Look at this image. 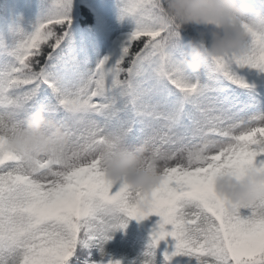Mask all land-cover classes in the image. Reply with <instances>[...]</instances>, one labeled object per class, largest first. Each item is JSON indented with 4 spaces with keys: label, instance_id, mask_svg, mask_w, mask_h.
<instances>
[{
    "label": "snow or ice",
    "instance_id": "1",
    "mask_svg": "<svg viewBox=\"0 0 264 264\" xmlns=\"http://www.w3.org/2000/svg\"><path fill=\"white\" fill-rule=\"evenodd\" d=\"M81 3L38 0L29 29L0 22V264H121L104 243L151 215L143 258L171 237L166 264H264V200L229 210L214 188L225 171H264V31L191 74L181 60L192 36L164 0H116L128 30L106 51L96 6ZM37 109L68 144L33 161L6 144ZM133 146L159 171L150 192L105 178L101 154Z\"/></svg>",
    "mask_w": 264,
    "mask_h": 264
},
{
    "label": "clouds",
    "instance_id": "2",
    "mask_svg": "<svg viewBox=\"0 0 264 264\" xmlns=\"http://www.w3.org/2000/svg\"><path fill=\"white\" fill-rule=\"evenodd\" d=\"M164 13L177 28L203 29L185 43L181 60L191 74L199 73L212 58L242 55L247 51L250 31H264V12L247 0H164ZM68 144L63 126L50 119L43 109L29 113L6 147L28 155L33 161L46 155H58ZM148 155L144 146L101 154L105 178L112 184H126L132 191L150 192L160 180L158 169L143 163ZM215 192L229 210L264 200V171L247 169L239 174L225 171L215 179ZM142 264H155L147 255Z\"/></svg>",
    "mask_w": 264,
    "mask_h": 264
},
{
    "label": "trees",
    "instance_id": "3",
    "mask_svg": "<svg viewBox=\"0 0 264 264\" xmlns=\"http://www.w3.org/2000/svg\"><path fill=\"white\" fill-rule=\"evenodd\" d=\"M96 6L95 12L89 9L90 15L104 28L105 18L107 13L109 12L110 8L116 5V0H90ZM77 8H84V5L81 3V0H76ZM38 0H0V22L8 23L20 20L25 29H29L30 24L33 23L36 19L38 14ZM74 24L76 21V10L74 9ZM121 28H116L114 31L107 29V36L104 40L105 51L113 48L117 45V42L121 38L122 34L128 30L127 23L121 24ZM196 26H187L186 27V34L190 36H195L197 32L201 31ZM127 219V227L131 228L134 227L136 229V234L139 240L145 245L146 249L149 248L151 243V233L153 228L157 227V222L159 217L156 215H151L147 219L137 222L135 219ZM125 229V228H124ZM123 229V230H124ZM123 230H117V238H119L120 233ZM166 230L170 231V227L166 226ZM115 232V233H116ZM175 241L168 237L164 241H161L159 245L155 248V259L160 264H166L164 261L163 253L165 249L169 251L174 250L172 246L174 245ZM145 251H141L140 255L141 259H143V253ZM116 255L119 254L116 252ZM141 259L135 260L137 264ZM132 261H127L125 258L121 261V264H131ZM170 264H189V261L186 257H175Z\"/></svg>",
    "mask_w": 264,
    "mask_h": 264
},
{
    "label": "rangeland",
    "instance_id": "4",
    "mask_svg": "<svg viewBox=\"0 0 264 264\" xmlns=\"http://www.w3.org/2000/svg\"><path fill=\"white\" fill-rule=\"evenodd\" d=\"M247 2L254 9H259L264 12V0H247ZM105 23L111 30L116 28H121L122 25L117 21V9L116 5L110 8L106 15ZM104 251L107 258H112L113 260L122 261L125 258L127 261H135L141 259V251H145V245L139 240L136 234V229L134 227L125 228L121 233L119 238H117V232L113 234L112 239L106 241L103 245ZM116 252L119 256L116 255ZM93 258L96 260L100 259L99 252L97 249H92ZM155 264H160L155 259Z\"/></svg>",
    "mask_w": 264,
    "mask_h": 264
}]
</instances>
